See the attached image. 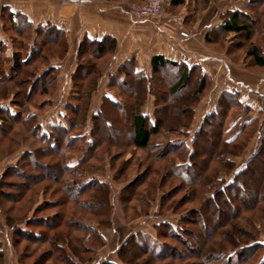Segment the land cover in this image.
I'll return each instance as SVG.
<instances>
[{
	"label": "trees",
	"instance_id": "16d2710c",
	"mask_svg": "<svg viewBox=\"0 0 264 264\" xmlns=\"http://www.w3.org/2000/svg\"><path fill=\"white\" fill-rule=\"evenodd\" d=\"M187 2L188 0H167L163 9L174 13L171 9L180 8ZM195 8L191 5V13L188 14V19H185L186 24L197 19L198 11ZM263 9L264 0H240L228 6L221 14L220 22L207 31L206 43H214L216 35L222 38L241 35L242 39L249 43L245 56L251 59L252 66L264 69V47L253 39V25L257 23L254 15ZM16 20L14 28L12 27L14 34H23L25 38L32 37L34 45L28 56L23 58L25 40L17 44L13 55L6 58L11 65L10 72L5 77L2 76L4 69L0 66V86L16 80L17 76L28 80L26 86L21 89L23 102H5L8 88H0V133L5 134L9 122L10 126L22 124L26 127L25 136L31 137L37 146H29L30 150L23 152L21 159L27 171L20 169L16 164L9 166L4 172L22 179V194L12 201L27 199L28 204L33 203V215H24L27 212L25 211L24 216L14 218L8 214V210L5 220L16 237L15 242L26 239L34 244L48 245L45 252L38 254L35 264H44L51 258L66 264H88L92 257L97 255L96 252L105 244L99 231L102 227H110L114 219L111 183L103 177L110 172L112 180L118 184L129 181V173L139 151H145L147 156L144 161L139 162L135 178L121 188L120 198L125 211L123 215L132 213L136 208L132 204L133 194L142 193L141 197L149 200L148 205L155 201L156 196L147 197L154 189V192H161L160 211L157 214L162 219L155 223L154 236L132 234L117 247L115 260H104L99 264H132L143 254L152 257V262L167 260L164 264H172L175 260L186 258L187 254L177 252L181 248L180 245H188L185 239L197 238L205 230L202 216L188 218L190 213L195 214L199 208H187L188 210L178 213L177 220L165 217L167 213L175 212L174 207L179 208L192 200L205 206L214 202H230L233 208H236L237 203L234 214L240 219V213L247 208V199L242 197V194L247 190L248 184L256 181L258 176L260 186L263 180L260 171L263 172L264 168V137L257 150L249 155L241 167L237 168L233 159L243 156L247 149L250 140H240V137L257 122V117L246 120L243 130L233 138H227L225 135V127L232 109L239 106L251 112L255 111L252 105L243 102L240 91L232 90L233 88L227 85L223 86L215 106L193 130L196 109L204 93L213 88V78L199 63L158 53L151 58L149 69L138 63L136 57H131L121 64L110 74L107 81V86L116 88L118 94H104L98 108L93 110L92 97L99 90L104 77L103 71L115 51L116 38L112 35L94 40L85 37L79 46L77 63L71 75L70 95L59 100L64 122L52 121L45 127L40 116L27 108L25 101H30L37 93L42 97L57 96L60 67L51 62L49 54L55 47H59L55 49V54L61 59L66 56V32L52 24L38 25L33 32L31 21L21 13H18ZM178 32L183 37L180 30ZM13 39V43L17 42ZM238 45L243 46L241 41H238ZM229 46H232V43H229ZM86 53L88 57L92 54L91 56L101 59V63L89 62ZM185 88L191 90L192 96L189 93L180 94ZM171 95L175 97L174 103L188 101L192 97L188 114L183 111V116H179L176 110V118L171 117V102L168 98ZM17 105L20 109L16 108ZM209 128L211 132L206 131ZM170 134L175 137H169ZM206 145L210 146V150L202 152L201 148ZM76 152H79L76 158L71 156H75ZM203 156L208 158L197 160ZM259 163V169H262L253 170V166H258ZM173 177L179 179L181 185L173 182ZM163 187L167 189L164 190ZM182 187H188L190 190L176 203L174 196L182 191ZM48 192L58 193L59 197L57 200L51 198L45 202L38 200L40 194ZM263 201L264 198H256L250 210ZM219 207L224 212L225 209ZM44 211L50 213L44 214ZM84 212L100 217L99 228L86 220L88 218L83 216ZM234 225L236 224L229 227L234 228ZM235 227V232L224 228L220 234L225 241H237L238 250L217 252L216 249L220 248L218 246H222V243L213 246L201 244L197 255L203 254L207 260H212L213 264H243L263 248L262 239L245 242L240 240L238 236L243 228L238 225ZM79 232L82 234H78ZM95 241L100 244L99 247L93 245ZM210 241L214 243L216 239ZM1 246L0 242V261L3 255ZM249 249H252L251 256ZM239 250L244 254L240 255ZM137 262L136 264L150 263ZM259 264H264V261Z\"/></svg>",
	"mask_w": 264,
	"mask_h": 264
},
{
	"label": "rangeland",
	"instance_id": "374dc122",
	"mask_svg": "<svg viewBox=\"0 0 264 264\" xmlns=\"http://www.w3.org/2000/svg\"><path fill=\"white\" fill-rule=\"evenodd\" d=\"M145 0L139 2L136 0H128L127 1V8L128 5L132 3H143ZM201 5L204 6V3L206 5L204 8H207L210 6L208 10L209 16L204 17L203 22H201V25H209L211 21H217L218 19L214 18L212 16L216 10H224L226 9L227 4H234L235 2L240 0H214V1H219V3L216 4L212 2V0H208L205 2V0H200ZM192 5L194 4L193 0H191ZM197 2V0H196ZM209 5V6H208ZM126 7V6H125ZM166 11H164L163 16L160 18L154 19V20H146V22L149 21H154V25H159V23H162V20L165 19L166 17ZM172 16L179 15L180 12H174L172 13ZM171 15V14H170ZM254 17L257 19V23L253 25L254 29V35L253 39L254 41L258 42L262 47H264V9L257 11V13L254 15ZM170 22H168L166 25V29L171 30L172 27L176 28L179 30L177 25L172 21L171 17ZM186 18V17H185ZM188 17L186 18V20ZM186 20L184 19L183 25L187 30L194 31L195 32V22L186 24ZM140 21H145V20H140ZM157 21V22H155ZM160 21V22H159ZM194 27V28H193ZM8 35L12 36L17 40V44L20 43L21 40H26L29 41V38H25V36L22 35H17L14 34L13 31H8ZM216 40L212 44H207L208 45V51L209 52H215L216 55L214 57H220L223 60V62L228 63L229 69L231 70V76L234 78L235 81H244L245 84L250 85L251 90L248 88L240 87V86H235L234 84H230L228 87L233 88L232 90H240V92L243 94L241 95V99L245 104H250L254 107L255 111H249L245 107H239L236 106L234 109L231 110L228 121L225 127V135L227 138H233L236 134L241 132L243 130V126L246 122V120H249L253 118L254 116L257 117V122L252 124L251 127L246 129L245 133L243 136L240 137V140H245L249 139V145L247 149L245 150L243 156L241 157H234V161L237 163V168L241 167L242 163L246 161V159L249 157L251 153H253L257 148L260 146V142L262 140L263 134H264V76H259V74L264 73V69L252 66L251 59L247 58L245 56L246 51L248 49V44L245 39H242L241 35H234V37H226L224 36L223 38L220 37V35H216ZM167 38L165 37L163 41H165ZM238 41H241V44H243L242 47H239ZM229 43H232V46H229ZM247 43V44H246ZM59 47H55L54 51L50 53V58H53V55L55 51ZM56 49V50H55ZM264 49V48H263ZM206 54V52H205ZM92 55V54H91ZM89 56L88 53H86V58H88V61L91 63H101V59H97L95 56ZM206 56V55H205ZM176 58H180L178 55ZM88 62V63H89ZM9 63V62H8ZM1 61L0 66L3 67V69H8L10 65ZM87 63V64H88ZM204 68L210 73L211 77L213 78L214 86L213 88L207 92L204 93L202 96L201 102L198 104V107L196 109V114H195V119L193 121L192 128L193 130L197 128V126L200 124L202 121L203 117L205 114L208 113L216 104V100L218 97V94L220 92V89H222L223 86H226L228 84L227 78V72L226 69H224V66H222L221 62L215 59H210L207 60L204 63ZM222 67V68H221ZM110 72L109 67H107L106 74L104 72V76L101 80V85L99 87V90L94 93L91 101V108L95 110L98 108V106L101 103L102 96L104 94H107L109 96H114L118 94V91L116 88L108 87L107 86V81L110 75L108 74ZM60 80V79H59ZM224 80V81H223ZM28 80H25L24 77H18L14 81H9L8 83L4 84L3 87L8 88V96L5 98V102L9 101H20L23 102V99L21 98L22 90L26 85V82ZM227 81V82H226ZM88 82V80L86 81ZM162 85L160 84V87ZM2 86H0L1 88ZM2 87V88H3ZM70 81L66 80H60V85L59 88L57 89V96L54 98L51 96H39V93L35 94L32 96L30 101H25V104L27 108H29L31 111L35 112L37 115L40 116L41 122L43 121V124L45 127H47V124L52 121H59V122H64L63 117L61 114L62 113V107L60 105V99L67 98L68 95H70ZM224 88V87H223ZM37 92V91H36ZM56 92V91H55ZM54 92V93H55ZM186 92V93H184ZM192 96L191 90H187L185 88V91L180 94H186V95ZM68 94V95H67ZM179 94V95H180ZM183 96V95H182ZM170 102L169 105L171 106V117L174 119L176 118L177 112H179V116H183L182 112H187L191 108L192 104V97L189 98L188 101L184 102H173V98H175L173 95L168 97ZM44 102L46 105H44ZM49 102V103H48ZM194 105V104H193ZM16 108L20 109L19 106L17 105ZM177 110V112H176ZM175 116V117H174ZM10 124V122H9ZM7 125V129L5 130V134L0 133V242H1V247L3 250V255L1 256V261L0 264H35L36 263V258L39 256V253L45 252L47 249L48 245H38L34 244L33 242H29L26 239H21L19 242H15L14 237L15 235L12 232V229H10L7 224H6V211L10 210L8 214L16 218L17 216H21L27 211L24 215H33V211L31 210L33 203L28 204L26 202L27 199H20L18 202H14L12 200H16L19 198V195L22 194V187H20L21 184H23L22 179L8 174L4 173L5 170L8 169L9 166L11 165H19V168L22 170H26V167L23 165L24 161L21 159L23 152L26 150H30L29 146L32 148L36 147L37 145L34 144L31 140V137H26V127L22 124H12ZM208 132H211V128L206 130ZM205 131V132H206ZM7 132V133H6ZM207 133V132H206ZM205 133V134H206ZM210 134V133H208ZM206 134V135H208ZM6 135V136H5ZM8 135V137H7ZM175 137V135L170 134L169 137ZM210 138V136L208 137ZM251 138V139H250ZM15 141V142H13ZM239 142V141H238ZM33 144V145H32ZM210 150V146H203L201 148L202 152L206 150ZM76 155H71L73 157H77L79 155V152L75 153ZM147 156V153L145 151H139L137 152V155L135 156V160L133 161V168L132 171H130V175L128 177L129 181H124L122 184H118L112 180L110 172L104 176L103 178L108 180L111 183L112 187V202H113V224L108 227H102L100 229V233L103 236V240L105 242L104 246L100 247V249L96 252L97 255H94L91 259V261L88 264H98L104 260H102V255L105 257V260H115V253L117 251V247L120 246V244L128 237H130L132 234L137 233L140 235L141 234H146L150 236H154L156 233L155 230V223H157L159 220L162 219L160 215L157 214L158 211H160V196L161 192L159 190H156V192L153 191L151 194L147 195V197H154L155 201H152L150 205L149 200H144L143 197H141V194H133V202L132 204L136 206V208L132 211V213H127L126 216L124 210H123V203L120 198V191L122 190L121 188L125 186L128 182L133 180L138 173V164L141 161H144ZM206 157H199L197 160H206ZM263 158V157H262ZM209 161V159H208ZM260 163L257 165L253 166V170H261L260 168ZM25 167V168H24ZM145 168V167H142ZM134 169V170H133ZM263 172L260 171L263 175V180H264V168L262 169ZM261 177V176H260ZM257 180L254 182H250L247 186V190L244 191L242 194V197L247 199V208L249 210H243L240 214L241 217L238 219L235 216V209H237V203L236 208H233L230 204H221V202H214L213 204H210L208 206L201 205L199 201L192 200L188 204H183L181 207H174L176 209L175 212L171 211L170 214H166V219L169 220H177L179 218V214L185 210H188L187 208H192L197 207L199 208V211H195V214L190 213L189 217L196 218V216H202L204 218V232L200 235H198L197 238H192L189 237L187 240L188 245H180L181 248L178 252V254H187L188 256L185 258L183 257L182 259H178L172 262V264H213L212 260L211 262L207 260V258L202 254L197 255V251L200 249L201 244H207L208 246H213L215 244H221L222 246H218L220 248H217V252H229L233 251L237 248V241L236 242H228L225 241L222 235L220 234L221 231H224V228H229L231 232H235L236 228L235 226H242L243 230L239 233L240 235L238 236L240 240L248 241V240H254V239H262L261 245H263V248L260 249L258 253L255 255L251 256V251L252 249H249L250 251V256L251 258L248 259L245 263L243 264H259L260 261H264V235H261L264 233V201L260 204H258L256 207L250 210L251 205L254 203L255 199L257 198H264V190L262 191L261 185L263 180H261L260 186H258V181H259V176L256 177ZM172 181L175 182L176 184L181 185V181L175 177L172 178ZM180 182V183H179ZM51 182H49L50 184ZM48 184V183H47ZM264 185V184H263ZM262 185V186H263ZM168 186V185H167ZM164 190L165 187H163ZM182 191L180 193L175 194L176 198V203H178L179 199L183 196L185 192H188L190 188H181ZM148 190V189H147ZM261 190V191H260ZM261 192V193H260ZM129 193V192H128ZM31 193L29 192V195ZM34 196V195H33ZM12 197V198H10ZM40 197V198H39ZM38 200H41L42 202L49 200L53 198L54 200H57V197H59V194H52L51 192H48L44 195H39ZM11 199V201H9ZM145 201V202H144ZM222 206L225 210L222 212V208L219 207ZM26 207V208H25ZM28 207V208H27ZM193 207V208H194ZM9 208V209H8ZM27 209V210H25ZM59 209V208H58ZM56 209V210H58ZM172 209V210H173ZM83 211V210H82ZM245 211V212H244ZM23 212V213H22ZM44 214L50 213V211H44ZM130 212V211H129ZM193 212V211H190ZM83 214L84 217L88 218L86 219L92 226L99 228V218L93 214L86 213ZM177 214V215H176ZM23 215V216H24ZM246 216L248 218H246ZM12 217V218H13ZM237 218V220H236ZM246 219V220H245ZM19 221V220H18ZM250 222V224H249ZM255 222V223H254ZM263 222V223H262ZM19 223V222H18ZM17 224V223H16ZM203 224V223H202ZM234 225V228L229 227L230 225ZM256 224V225H255ZM259 228H261L259 230ZM224 229V230H223ZM82 234V233H78ZM246 234V235H245ZM247 236V237H245ZM16 238V237H15ZM89 237H87V240ZM214 238L216 241L213 243V241H210ZM237 239V240H239ZM96 247H99L100 244H98L95 241ZM223 247V248H221ZM216 252V253H217ZM238 253L240 255H243L244 253L239 250ZM249 253V252H247ZM87 255V254H86ZM57 256V255H55ZM89 256V254L87 255ZM242 258V257H241ZM22 259V260H21ZM152 257H149L148 255H141L138 259H136L132 264L138 263L137 261L144 262V261H149L150 263L145 264H164L166 261H153L152 262ZM152 262V263H151ZM44 264H66L65 262L58 260L56 258H51L48 262Z\"/></svg>",
	"mask_w": 264,
	"mask_h": 264
},
{
	"label": "crops",
	"instance_id": "0c3cea01",
	"mask_svg": "<svg viewBox=\"0 0 264 264\" xmlns=\"http://www.w3.org/2000/svg\"><path fill=\"white\" fill-rule=\"evenodd\" d=\"M127 1L0 0V62L8 63L6 58L11 57L14 49L17 48V42L13 43L14 39L8 35V31H13L18 13H21L26 15L28 20L31 21L33 32L38 25L47 24H52L66 32L65 38L68 45L66 56L61 59L58 54L54 53L51 59L52 63L60 67V80H71V75L77 63V52L85 37L94 40L102 39L106 35H112L116 38V47L103 71L105 74L107 67L110 69L108 74H113L121 64L131 57H136L138 63H141L146 69L150 68L151 58L158 53H163L172 58H176L178 55L180 58L199 63L202 66L205 65L204 63L209 58H212L220 61L224 69H226V79L231 81L226 84L227 86L234 84L235 86L251 90L250 85L245 84L244 81L234 80L228 63L223 62L224 59L214 57L216 53L207 50L209 47L205 40L206 33L212 26L220 22L221 14L225 11V8L224 10L217 9L216 12L212 13L213 19L216 18L218 19L217 21H211L209 25L203 26L201 22H203L204 17L209 16L208 10L210 6L208 5L209 7L204 8L200 0H197V2L193 0V6L198 11L197 19L195 20V32L193 31L191 37L183 38L176 28L172 27L171 30L165 28V23L167 24L171 21L169 18L173 15L171 11L166 13L162 23L159 21V25H154V21L146 22L145 20L143 22L132 17L127 8ZM212 2L215 4L216 2L217 4L219 3V1L214 0ZM191 5V0H188L180 8L171 10L176 13L180 12L179 15L186 19L188 14L191 13ZM230 5L232 4H227L226 9ZM165 37L167 39L163 41ZM29 39V41L25 40L24 42L23 58L28 56L30 49L34 45V39L32 37ZM8 64L11 65L10 63ZM9 72L10 67L8 69L5 68L2 76L5 77ZM259 76H264V73L259 74ZM241 95L243 94L241 93ZM102 260H105L103 255Z\"/></svg>",
	"mask_w": 264,
	"mask_h": 264
},
{
	"label": "built area",
	"instance_id": "2783aa9c",
	"mask_svg": "<svg viewBox=\"0 0 264 264\" xmlns=\"http://www.w3.org/2000/svg\"><path fill=\"white\" fill-rule=\"evenodd\" d=\"M167 0H145L143 3H132L128 5V11L137 20H154L164 14V5ZM183 37H191L193 32L187 30L183 25L184 17L181 15L171 16Z\"/></svg>",
	"mask_w": 264,
	"mask_h": 264
}]
</instances>
